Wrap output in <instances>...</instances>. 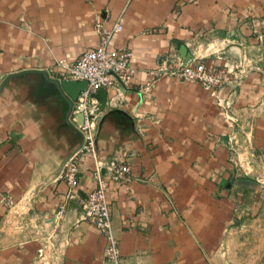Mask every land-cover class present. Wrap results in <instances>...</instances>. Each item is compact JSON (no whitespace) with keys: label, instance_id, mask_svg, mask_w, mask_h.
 <instances>
[{"label":"crops","instance_id":"obj_1","mask_svg":"<svg viewBox=\"0 0 264 264\" xmlns=\"http://www.w3.org/2000/svg\"><path fill=\"white\" fill-rule=\"evenodd\" d=\"M119 16L129 79L91 94L98 156L130 167L106 191L119 264H264V0H0V264H108L58 180L82 138L57 62ZM193 59L225 74L217 97L165 75L138 91ZM78 170L83 195L88 155Z\"/></svg>","mask_w":264,"mask_h":264},{"label":"built area","instance_id":"obj_2","mask_svg":"<svg viewBox=\"0 0 264 264\" xmlns=\"http://www.w3.org/2000/svg\"><path fill=\"white\" fill-rule=\"evenodd\" d=\"M122 23L123 18L119 16L108 28L102 23L96 24L95 29L99 37L97 47L83 51L70 65L62 61L57 62L61 70V80L86 83L85 90L78 93L70 109L72 120L80 118L76 129L81 135L82 142L78 149L62 163L58 180L66 185V199L73 201L79 221L87 223L104 237L102 259L108 264H119V254L117 243L110 233V213L106 191L110 185L126 186L130 182V167L123 161L116 159L104 161L98 156L96 151L98 111L91 99V94L103 89L118 91L124 88L129 79L130 54L110 49L113 37L122 29ZM252 33L256 41L261 42L264 39V27L260 32ZM163 75L197 84L207 91L211 98L217 97L219 88L225 82L224 73L193 59L172 67L150 71L148 80L138 88V91L145 94L154 79ZM82 155H88L91 158L92 177L95 181L92 190L83 195L77 189L78 158Z\"/></svg>","mask_w":264,"mask_h":264},{"label":"water","instance_id":"obj_3","mask_svg":"<svg viewBox=\"0 0 264 264\" xmlns=\"http://www.w3.org/2000/svg\"><path fill=\"white\" fill-rule=\"evenodd\" d=\"M62 90L66 93L70 99V105L75 101L79 92L85 90V82H74V81H62L60 83Z\"/></svg>","mask_w":264,"mask_h":264},{"label":"rangeland","instance_id":"obj_4","mask_svg":"<svg viewBox=\"0 0 264 264\" xmlns=\"http://www.w3.org/2000/svg\"><path fill=\"white\" fill-rule=\"evenodd\" d=\"M245 179H246V180H249V181H253L255 178L252 177V176H250V175L248 174L247 176H245ZM231 227L234 228V230H235V228H236L237 230H235V231H236L237 233H246V232H243V231H245V230H241L242 227H241L240 225H237L234 221L232 222Z\"/></svg>","mask_w":264,"mask_h":264}]
</instances>
